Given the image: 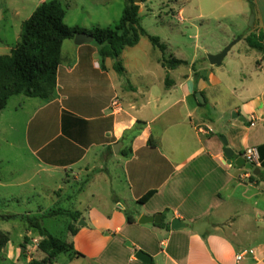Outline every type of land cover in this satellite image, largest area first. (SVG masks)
<instances>
[{
    "label": "crops",
    "instance_id": "1",
    "mask_svg": "<svg viewBox=\"0 0 264 264\" xmlns=\"http://www.w3.org/2000/svg\"><path fill=\"white\" fill-rule=\"evenodd\" d=\"M117 1L123 10L125 0ZM210 1L223 10L222 18L235 20V32L227 38L242 30L251 16L243 39L264 34V0ZM108 3L98 0L96 6ZM185 4L177 16L186 10L189 3ZM143 38L147 37L125 47L119 58L126 48L136 50ZM262 55L247 45L234 53L230 69L221 66L225 56L216 67L197 71L193 64L175 79L170 74L177 67L165 69L159 59L158 69L135 64L145 82L141 87L120 60L123 74L115 71L110 57L101 67L99 46L93 41H63L52 97L40 104L29 101L35 105L31 112L21 105L14 108L2 128L4 133L19 130L37 171L47 178L55 175L63 185L84 180L78 191L86 197L81 208L73 210L79 217L70 221L63 237L80 256L62 253L52 264H144L135 257L137 251L148 255L150 264H264V241L251 248L250 242L238 239L242 232L264 233V178L233 164L247 148L264 145ZM250 62L255 67H248ZM196 93L203 96V104ZM115 99L119 110L110 108ZM5 109L0 111V124ZM222 136L234 153L230 164L223 159ZM261 155L264 161V150ZM55 189L54 194H61L63 186ZM151 191L145 203H137ZM247 202L251 205L245 207ZM155 214H161L160 224L138 223L139 217ZM175 218L185 227L171 230ZM201 222L208 226L199 235L192 225ZM22 229L30 238L32 229ZM0 231L9 237L6 228ZM40 239L38 234L31 239L30 250L36 255L27 246L19 261L8 242L2 249L4 259L13 264L42 259L37 250ZM244 250L254 255L236 261Z\"/></svg>",
    "mask_w": 264,
    "mask_h": 264
},
{
    "label": "rangeland",
    "instance_id": "2",
    "mask_svg": "<svg viewBox=\"0 0 264 264\" xmlns=\"http://www.w3.org/2000/svg\"><path fill=\"white\" fill-rule=\"evenodd\" d=\"M58 1L65 10L66 25L77 24L88 28L113 27L122 13L121 4L117 0H109V3L103 7L96 6L98 0ZM243 1L246 3L247 0ZM40 2L42 0H0V41H2L0 55L8 54V50L19 39L23 22ZM186 2L189 3L188 7L182 15L177 16L179 8L185 6ZM141 4L140 26L149 35L159 38L160 42L166 46V50L162 53L157 48H152L147 38L142 39L136 50L130 48L124 50L122 59L118 58V60L125 63L127 69L133 72V82L135 80L138 86L142 87L145 82L138 77L135 64L138 67L158 69L155 63L157 59H168L173 56L186 62L171 72V78L175 79L179 74L189 71L193 64L197 71L202 66L210 65L207 55L222 51L224 47L239 38V41L232 45L221 65L225 69H230L234 67V64L230 62L234 53L247 47L243 37L246 35L247 26H250V19L242 30L235 33L234 37L227 38L226 35L235 32L236 28L233 26L235 20L232 16L230 20L222 18L223 10H217L210 0H146ZM122 6H124L123 2ZM226 42H228L227 45ZM251 63L255 67L254 62L248 63V67ZM196 75L197 73L193 75V79ZM125 82H127L126 79ZM29 101L40 104L44 100L23 95L13 96L9 98L3 112L0 124V185H2L0 186V213L40 218L43 227L50 234L63 238L71 219L65 216L47 217L45 214L48 210L56 208L71 212L74 209H80L86 194H80L78 190L81 186L84 187V180L81 177L80 183L63 185L55 175L47 178L37 171L36 162L24 148V143L22 144L19 130L17 133L2 131V128L6 127L9 113L14 108L21 105L24 111L33 110L35 105L29 104ZM6 139L11 140L12 143H7ZM57 186H63L62 193L58 195L53 193L54 190L57 191L55 189ZM248 204L251 205L247 202L244 204L245 207H248ZM24 226H26L24 223L17 220L0 221V229L6 228L9 231V244L14 247L17 261L20 260L27 246H30L31 255H36V251L30 249L33 245L31 239L36 237L37 233L32 229L30 238H27L22 229ZM238 239L250 242L251 248H254V243L259 240L264 241V233L244 234L242 232ZM3 259L0 264H13L10 260L3 261Z\"/></svg>",
    "mask_w": 264,
    "mask_h": 264
},
{
    "label": "trees",
    "instance_id": "3",
    "mask_svg": "<svg viewBox=\"0 0 264 264\" xmlns=\"http://www.w3.org/2000/svg\"><path fill=\"white\" fill-rule=\"evenodd\" d=\"M145 1L139 0V3ZM64 16L65 10L58 0H44L23 22L19 39L11 47L9 54L0 55V111L6 107L9 98L13 96L23 95L43 100L52 97L56 86V72L60 63L62 43L65 40H72L78 33H87L92 36L93 42L99 46L101 67H104V59L110 57L115 60L114 69L118 74H123L124 71L118 60L119 55L125 47L134 46L140 37H147L151 45L162 53L166 50V46L160 42L159 38L147 34L140 26L138 4L135 0H125L121 16L113 27L94 26L85 29L77 25L67 26L63 22ZM245 41L249 48L264 53V34L249 35ZM183 64L186 62L173 56L161 60V66L165 69H175ZM262 150L264 145L257 148L262 171L255 178L259 179L264 178ZM153 193V191L148 192L137 203H145ZM45 216H65L76 221L79 213L56 208L48 210ZM10 220L21 221L27 228L35 230L41 238L37 243V250L44 255L43 258L32 259L26 264H52L54 259L62 253L80 256L63 238L50 234L43 227L40 218L0 213V221ZM127 220L133 222L130 216ZM69 231L71 234L75 233L70 226ZM8 242V235L0 231V263L3 259L1 250Z\"/></svg>",
    "mask_w": 264,
    "mask_h": 264
},
{
    "label": "water",
    "instance_id": "4",
    "mask_svg": "<svg viewBox=\"0 0 264 264\" xmlns=\"http://www.w3.org/2000/svg\"><path fill=\"white\" fill-rule=\"evenodd\" d=\"M135 3L138 4L139 0H135ZM252 21H253V16L250 17V22H249L250 26L252 25ZM92 41H93L92 36H90L87 33H78L73 38L74 45H82L85 43H90ZM237 41H239V38L232 41L230 44H228L226 47H224L222 49V51H220L218 54L207 55V60H208L209 64L212 66L220 65L222 59L226 56L227 52L230 50L232 45H234ZM261 60L264 63V53L261 57ZM195 97L200 104L204 103L203 96L200 93H196ZM236 116L237 115H235V114L233 115L234 118ZM240 120L243 121V118L240 117ZM221 142L223 145V150H222L223 159L226 160V162L228 164H230L231 159L234 155L233 150L230 147H228L227 141L223 136L221 137ZM119 145H120L119 142L113 145V150L115 152H117V148L119 147ZM233 164L239 168H244L248 171H251L252 175H254V176H257L259 174V168L251 165L250 163H246L245 160L241 156L237 157L233 161ZM161 222H162L161 214H155V215L149 216V217L141 216L138 219L139 224H145V223L160 224ZM207 226H208L207 223L201 222V223L193 224L192 229L197 234L202 235ZM183 227H185V224L182 223L179 219L175 218V219H172L170 222V229L171 230H176V229L183 228ZM135 257L137 259H139L141 262H143L144 264H150V262H151L150 257L148 255H146L145 253H143L142 251H137Z\"/></svg>",
    "mask_w": 264,
    "mask_h": 264
},
{
    "label": "built area",
    "instance_id": "5",
    "mask_svg": "<svg viewBox=\"0 0 264 264\" xmlns=\"http://www.w3.org/2000/svg\"><path fill=\"white\" fill-rule=\"evenodd\" d=\"M110 108H112L113 110H119V103L116 99L111 101ZM254 120H255L254 118H251V121H250L251 126L254 125ZM240 156L245 160L246 163H250L251 165L255 167L259 166V155H258L257 148L249 147ZM253 255H254L253 250H244V251H241L239 254H237L235 259L236 261H240L245 256H253Z\"/></svg>",
    "mask_w": 264,
    "mask_h": 264
}]
</instances>
